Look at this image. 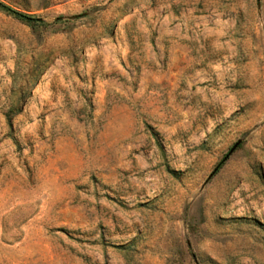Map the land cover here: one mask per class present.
Listing matches in <instances>:
<instances>
[{"label": "rangeland", "instance_id": "374dc122", "mask_svg": "<svg viewBox=\"0 0 264 264\" xmlns=\"http://www.w3.org/2000/svg\"><path fill=\"white\" fill-rule=\"evenodd\" d=\"M0 264H264V0H0Z\"/></svg>", "mask_w": 264, "mask_h": 264}, {"label": "trees", "instance_id": "16d2710c", "mask_svg": "<svg viewBox=\"0 0 264 264\" xmlns=\"http://www.w3.org/2000/svg\"><path fill=\"white\" fill-rule=\"evenodd\" d=\"M16 14H18V13H16ZM20 17H22V18H26L27 19V17H25L24 15H21V14H18Z\"/></svg>", "mask_w": 264, "mask_h": 264}]
</instances>
